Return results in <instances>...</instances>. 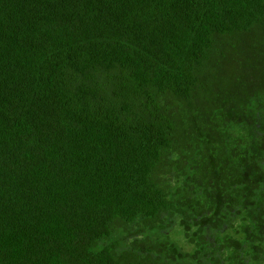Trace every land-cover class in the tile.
I'll use <instances>...</instances> for the list:
<instances>
[{
  "label": "trees",
  "instance_id": "1",
  "mask_svg": "<svg viewBox=\"0 0 264 264\" xmlns=\"http://www.w3.org/2000/svg\"><path fill=\"white\" fill-rule=\"evenodd\" d=\"M0 264H264V0H0Z\"/></svg>",
  "mask_w": 264,
  "mask_h": 264
},
{
  "label": "rangeland",
  "instance_id": "2",
  "mask_svg": "<svg viewBox=\"0 0 264 264\" xmlns=\"http://www.w3.org/2000/svg\"><path fill=\"white\" fill-rule=\"evenodd\" d=\"M168 230H166V231H164V233H166ZM171 236H172V238L179 244V242L177 241V239H176V236H173L172 234H171ZM181 238H182V236H181ZM183 239V238H182ZM183 249L184 248H190V246L187 244V243H185V242H183V244L182 245H180ZM188 246V247H187ZM187 249V250H188Z\"/></svg>",
  "mask_w": 264,
  "mask_h": 264
}]
</instances>
